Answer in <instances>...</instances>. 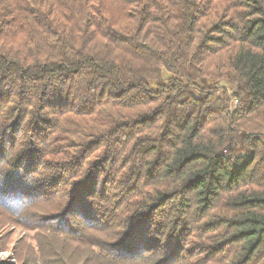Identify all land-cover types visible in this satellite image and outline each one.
I'll return each mask as SVG.
<instances>
[{
    "label": "trees",
    "instance_id": "16d2710c",
    "mask_svg": "<svg viewBox=\"0 0 264 264\" xmlns=\"http://www.w3.org/2000/svg\"><path fill=\"white\" fill-rule=\"evenodd\" d=\"M7 226L16 264H264V0H0Z\"/></svg>",
    "mask_w": 264,
    "mask_h": 264
},
{
    "label": "rangeland",
    "instance_id": "374dc122",
    "mask_svg": "<svg viewBox=\"0 0 264 264\" xmlns=\"http://www.w3.org/2000/svg\"><path fill=\"white\" fill-rule=\"evenodd\" d=\"M227 100L230 101L229 102V109L230 112L232 114L235 113L236 111V106H237V102L234 100H229L230 99V92L227 93ZM223 95V94H222ZM8 236H7V235ZM4 237L2 238L3 243H6L9 240V244L7 245L6 249H2L1 245H0V262H4L7 261L10 264H16V260H14V253H13V248L16 245V243L19 240H22L24 238H31L32 236H34V232H29L27 230H24L22 228H15V227H10L7 226L4 229V233H3Z\"/></svg>",
    "mask_w": 264,
    "mask_h": 264
}]
</instances>
